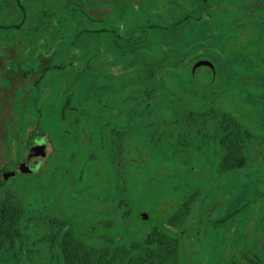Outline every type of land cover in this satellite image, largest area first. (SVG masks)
<instances>
[{
	"label": "trees",
	"instance_id": "trees-1",
	"mask_svg": "<svg viewBox=\"0 0 264 264\" xmlns=\"http://www.w3.org/2000/svg\"><path fill=\"white\" fill-rule=\"evenodd\" d=\"M66 3L65 12L57 7L50 9L51 13L56 14L54 17L56 19H53L52 24L54 38L64 31L65 20L78 24L76 40L77 43L85 44L86 54L83 55L85 58L81 61L80 67H77V64L69 60L73 52L64 54L71 50H66L60 55L59 47L55 46V51L52 53L55 55L58 51L57 55L62 63L59 66L51 63L41 75L48 73V69L61 74L67 71L68 74L64 79L72 80L76 84V92L79 91L85 95L93 93L92 82L95 80V72L86 66L92 64L93 59L97 57V44L107 48L112 38L111 47L123 49L122 53L113 54L109 62L114 66L121 65L123 73H125V58L128 54L131 58L136 54L144 58V63H132L134 69L142 66L150 67L147 70L133 69L129 90L126 85L109 88L106 99L111 97L115 105H120L131 96L134 124L132 149L138 158L143 157L147 152L150 165L144 179L140 181L136 173L138 169L132 172V168L127 169L123 165L118 172L114 173L111 163L102 164L106 154L103 149L101 151L94 149L92 104L87 109L85 107L89 104L83 106L84 103L70 108L68 100L64 105V111L69 110V115L74 114L76 118L77 113L83 112L86 118L83 116L77 119L67 118L66 126L68 129L81 128L79 124L85 123L87 140L83 148L71 151L70 146L75 140L70 134L68 135L67 156L64 157L62 164L56 166V172L53 174L56 179L61 177L59 171L69 174L61 178L64 185L59 186L58 196L51 203L44 195L37 194L35 197V192H39L37 188L34 192L26 190V193L19 189L15 190L13 194L18 195L16 197L13 194L5 196L0 190V243L29 241L32 240L30 234L33 232L37 233L36 240L43 241L44 234H39V231L41 232L44 227H49L51 228L49 239L59 243L54 245L55 254L52 264H203L204 250L207 251L210 246L203 247V257L196 262L191 260L196 253L190 256L183 254L185 238L187 239L186 231H188L185 228L189 223H194L196 216L198 217L196 204L202 203L200 200L203 198L200 199L198 189L189 192L183 200L180 199L179 194L162 192L161 183L167 178L163 176L162 179L158 173L160 171L169 175V170H178L185 166L186 162L181 164L178 160L184 157L190 158L186 154L191 153L189 144L194 140L196 132L185 124L194 119L213 122L219 120L217 145L222 149L218 163L220 172L232 173L239 169L242 170L246 164L247 159L242 150L243 138L246 135L239 130V119L237 116H224V114L220 118L221 105L212 103L214 96L219 95L211 93L206 87L197 86L191 74L195 63L200 60L207 61L211 64V69L215 70L220 64L219 59L229 56L225 55L222 47L220 33L223 29L218 21L219 15L215 11L212 13L217 17H214L216 20L206 31L201 25L202 21L195 19L191 10L171 23H165L175 9V5L170 0H166L164 23L157 25L156 21H151L154 17L152 8L140 9L146 16V22L145 20L142 21L143 23L132 22L134 23L132 28L125 31V36L120 38L115 28L105 25L110 16L94 19L85 12L83 7H77L74 1L66 0ZM198 15L200 16V13ZM66 16L68 19L62 20ZM200 17L202 18L203 14ZM82 20L98 23L99 26L86 29L81 27ZM56 25L58 27H55ZM200 30L204 31L201 35ZM259 33L261 34L259 40L253 39L249 45L235 49L243 53H245V48L264 50V32L260 30ZM230 42L236 45L239 40L231 38ZM248 57L255 61L257 58L256 56ZM37 59L39 60L40 57L38 56ZM65 60L69 61L65 62ZM67 68L72 69L67 70ZM123 73L119 74V77L125 79ZM106 75L108 76L107 81L117 79L114 75ZM39 79L40 77L36 80ZM67 95L68 99L73 97L70 93ZM125 97L127 98L124 99ZM106 103L109 105L108 101ZM242 107L240 112L247 121H255L259 116L257 107L248 104ZM176 109L186 113L182 120L178 121L174 116ZM110 112L113 113L111 109ZM146 112L154 116L160 114V117H158L159 121L158 119L147 121L146 126L148 127L142 125V132L141 123L135 121V113ZM102 122L104 123L102 127L107 128L108 119L105 117ZM160 157L163 161L157 163ZM106 160L108 161L109 158L107 157ZM173 166L175 168H172ZM89 168H92L95 176L98 177L97 188L84 185ZM188 169L190 173L193 170L192 167ZM80 170L84 172L82 178L77 177ZM44 186L43 184L42 187ZM163 193L165 196H173L175 200V207L166 215H163L159 209L156 212L160 200L165 197ZM210 198L211 194L206 201ZM219 199L222 198H218V203L222 204L223 202ZM147 201L151 202L149 207L146 205ZM227 202L228 199H226ZM246 206L235 208L211 220L206 244H210L218 228L223 229L222 236L226 235L228 229L234 225V221L242 215ZM141 212H145L148 218L141 219L138 216ZM194 224L190 231L194 230ZM194 235L197 234L193 233V241L196 244ZM12 248L16 252L8 256H19L18 251L22 249L21 246ZM23 257L25 262L17 261L15 264H26L29 255L26 254ZM63 258L66 261H63ZM245 259L247 262L243 264H264L256 256H246ZM40 262L41 259H38L37 264Z\"/></svg>",
	"mask_w": 264,
	"mask_h": 264
},
{
	"label": "flooded vegetation",
	"instance_id": "flooded-vegetation-1",
	"mask_svg": "<svg viewBox=\"0 0 264 264\" xmlns=\"http://www.w3.org/2000/svg\"><path fill=\"white\" fill-rule=\"evenodd\" d=\"M57 1V2H56ZM17 0V5H14L13 8L5 9V19L8 21L6 23H0V61H2V65H0V110L3 109L2 105H7V122H5V137L6 142L11 143L10 145L13 148V161H15V166L12 170H7L6 166L0 170V190L3 195H9L15 193V190H20L26 193V190H33L37 188L39 192H35V197L37 194L39 196L44 195L48 202L51 203L53 199L58 196L59 186H63L64 182L61 178H64L69 173L59 171V178L56 179L54 174L56 172V166L62 164L64 162V157L67 156L68 146V135L70 134L71 137L76 141H73L71 144V151L74 149L83 148L87 140V132L85 123L79 124L81 128H70L68 129L66 126L67 118L77 119L83 116L86 118L85 113H77L78 117H74L69 115V110L64 111L66 102H70V108H74V105H82L75 103V98L71 97L68 99V95L65 97L64 92L68 91L67 87L68 82H59L56 80V75H51L47 79V81H43L46 74L41 75L43 70L46 67H50L51 60L49 63H46L49 55H51V51L49 47H47L48 43H41L38 40L39 36H43V33L46 31V28L43 27L37 30L34 27V24L28 25V22H32L34 18L38 15L41 16L44 20H53L56 18H52L50 9L53 7H57L59 9L64 10L67 6L66 0ZM70 1V0H69ZM74 1L78 6L83 7L84 5L79 4L75 0ZM99 5L103 4L108 5L110 9V14L108 16V22H112L114 24L115 31H117L120 35V38H123L124 32L132 28V22L137 21L138 23H143V19L138 17V8L145 9V8H152L154 10V17L151 21H156L157 25L160 23L165 22V7L164 4L166 0H98ZM174 5L175 9L172 11L174 14L178 10L176 9V3L179 4H189L192 13H194V18L202 21L201 25L204 26V30L210 28V25L216 20L217 16L212 14L214 11L216 14L219 15L218 21L222 25V32L220 33V37L222 40V47L224 49L225 55H229L227 58H220L222 61H230L229 65H226V69L231 73L232 77L229 78V81H224L219 83L217 80L218 77L221 75L219 65L215 70L211 69V64L207 61L200 60L195 63L194 67L192 68V78L195 84L199 87H206L211 93L217 94L219 96H214L212 103L220 104L222 113L220 114V118L222 115H233L237 116L240 123L239 130L245 134L243 138V154L246 156V164L242 170L247 171L248 175L252 177V173H254V164H259L264 167V106L262 104H257L255 101L257 100V84L260 78H264V50H255V49H246L244 50L245 53L238 51L237 48L244 47L250 44L251 40H259L261 38V34L259 31L264 32V28L260 26V24L250 25L247 23L248 20L252 19V16L246 14V16L232 18L227 14L222 12V8L225 6L234 5V7L241 6L243 3L249 4V0H170ZM37 5V8L30 7V5ZM94 6V5H93ZM95 7V6H94ZM29 8H32V12H29ZM12 11V12H11ZM65 12V10H64ZM203 14L201 18L198 14ZM68 19L67 16L62 18V20ZM104 18V17H103ZM260 22H264V11L261 10L259 15H256ZM100 19V18H94ZM10 20V21H9ZM67 21V20H65ZM83 21V20H82ZM64 25V29H65ZM55 27H58L57 25ZM10 30H14L10 31ZM40 31V32H39ZM42 31V32H41ZM200 35L204 32L202 30L199 31ZM53 34V27L51 26L50 35ZM122 36V37H121ZM16 38L19 42H16ZM231 38L239 40V43L236 45L233 44ZM111 40H109L108 47L103 48L100 47V44L96 46V53L97 57L93 59L92 64H88L86 67L95 72L93 80V87H98L100 85L102 88H97L96 93L98 96H93L91 99H85L83 102V106L89 104L85 108H89L92 104L93 110V135H94V149L97 151L104 150L106 154L102 164H106L107 162L111 163L112 168L114 169V173L118 172V170L125 165V168H131V159L127 157L128 150L132 149L133 147V137L132 133L134 130V124L132 120V98L131 96L123 103L121 102L120 105H115L114 99L108 97L106 99L107 90L109 88H115L118 85H126V87H131V73L134 69V66L131 62V55L128 54L125 58V73H123V69L121 65H111L109 64L111 54H118L122 53V48H113L111 47ZM39 41V42H38ZM22 42V43H21ZM85 45L84 43H82ZM45 48V55L41 54L38 50V47ZM49 53V54H46ZM30 56L32 61L29 63L28 67L25 69L21 67L20 61L21 58L24 56ZM89 55V54H88ZM87 55V56H88ZM240 55V57H236ZM40 57L38 60L37 57ZM44 56V58H41ZM75 56V53H72V57ZM248 56H256V61L252 60ZM242 57H246L250 64H246V61L242 60ZM219 59V60H220ZM15 60L14 66H10L12 61ZM104 61L107 65L108 69H117L116 75L113 72L109 71L108 69H93L92 67ZM199 62H206L209 67V75L207 77L201 78L197 77L196 74L199 71V67L197 66ZM198 68H197V67ZM150 66H142L136 67V70L143 69L147 70ZM50 69H48L49 72ZM103 72L104 74L114 75L119 79L121 73L125 74V79L121 78V81L117 82L115 80H109L106 78V81L99 83V79L96 73ZM29 77L28 84L21 87L20 86V77ZM65 77V75H63ZM107 76V75H106ZM40 79L37 81L36 79ZM53 77V79L51 78ZM108 77V76H107ZM62 78V77H60ZM52 79V80H51ZM239 79H242L240 81ZM60 80V79H59ZM55 83H54V82ZM205 82L204 84H202ZM51 83V84H49ZM74 83V82H73ZM63 85L64 88H67L66 91L58 92L54 97H50V93L55 86ZM218 89V90H217ZM49 91V94L47 92ZM109 91V90H108ZM127 91V90H126ZM23 93H27L28 97H22ZM128 93V92H125ZM103 95L102 97L99 95ZM4 95H7L6 97ZM251 96V98H250ZM95 97V98H94ZM4 98L6 99V103L4 104ZM51 98V99H50ZM125 97L124 99H126ZM50 99V100H49ZM252 99V100H251ZM109 102L107 105L106 102ZM55 104V108L53 110V120L54 126L52 128L45 129L41 125V118L40 112L41 107H47L49 110L52 105ZM253 105L257 107L259 111V116L255 121H247L242 117V106L244 105ZM84 108V109H85ZM110 109L113 113L110 112ZM177 110V109H176ZM180 110V109H179ZM176 112V111H175ZM239 113V116H238ZM135 121L136 123H141V130L143 132V127L147 124V121L158 119L160 114H156L155 116L150 113H142L138 114L135 113ZM108 119L107 128L102 127L104 123L102 119ZM21 118H29L32 122L31 131L32 135L27 136L24 140H22V135H24L25 129L21 127ZM219 118V119H220ZM112 120V122H111ZM197 120V119H196ZM195 121L192 120V122ZM198 121V120H197ZM219 121V120H218ZM218 121H205L208 123L209 129H211V136L208 138L209 143L206 148L196 151L195 146L199 142L201 137V131L199 129H194L196 132L194 140L191 142V151L192 153H200L201 159L204 156H207L205 159V163L209 166L210 160L212 158V150H216L218 152L217 161L211 167H217L219 163L220 156L222 154V149L217 145V135H219V128H218ZM199 123L203 121H198ZM103 123V124H102ZM70 125V123L68 122ZM78 125V124H77ZM61 127V129H60ZM76 127V126H74ZM137 128V126H136ZM39 129V130H38ZM193 129V128H192ZM75 133L77 136H75ZM34 136L35 139L39 137L46 138L47 143L43 146H35L34 143ZM124 138V143L122 144V139ZM146 140V139H145ZM32 141V142H30ZM28 142L32 143L33 149L30 151L39 154L41 157V163L37 164L36 157L33 159L27 156V144ZM257 147L261 157L259 160L254 161L249 157V154L252 148ZM263 148V150H261ZM208 150L210 153L208 154ZM133 151V149H132ZM44 152V153H43ZM107 152V153H106ZM191 153V154H192ZM259 154V155H260ZM31 156V155H30ZM89 157V156H88ZM107 157L109 160L107 161ZM191 157V156H190ZM142 158V157H141ZM201 161V160H200ZM203 162V161H201ZM37 166V168H36ZM108 166V165H107ZM36 168V169H34ZM241 169L237 171H242ZM236 172V171H234ZM54 173V174H53ZM66 173V174H65ZM84 172L82 170L78 171L77 177L82 178ZM233 173V172H232ZM232 173L230 172H222L223 177H233L231 176ZM129 175V173H128ZM20 178V184H15L10 182L11 177ZM72 176V174H71ZM253 178V177H252ZM60 180V181H59ZM45 185L44 188L42 185ZM264 194V192H262ZM15 197L18 195L13 194ZM217 196H213L212 198L208 199L210 202L214 200L213 203H218ZM221 198V196H219ZM255 200V199H254ZM49 203V204H50ZM219 204V203H218ZM198 215V214H197ZM201 218H200V217ZM199 219H202V215H198L197 219H194V223ZM235 226L232 225L229 229L227 234H230ZM44 234V240H36L37 233L33 232L30 234L32 236V240L29 241H8L0 243V264H15L17 261H24V255H29V260L26 264H37L38 259H41L39 264H52L53 262V255L55 252L53 251L54 245H58L59 243L50 240L51 237V228L44 227L39 231V234ZM233 234V233H231ZM213 238V237H212ZM244 242V241H243ZM234 245L230 247V245L225 244L224 241L219 248L218 257H216L218 264H237L235 260L232 259V256L236 255L234 252L236 248H240L241 241L233 242ZM21 246V250L18 251L19 256L9 257L10 253L16 252L13 250L12 247ZM207 248L209 244H206ZM251 253L247 256L251 255L256 256L258 260L264 262V257L261 254L252 248H250ZM212 252V251H211ZM225 252V254H223ZM37 254L39 256H37ZM210 254V249L208 248L205 251V264H208ZM21 256V257H20ZM214 258V257H213ZM246 258V257H245ZM66 261L65 258L62 259ZM57 261V259H56ZM226 262V263H225ZM25 264V263H23ZM57 264V263H56Z\"/></svg>",
	"mask_w": 264,
	"mask_h": 264
},
{
	"label": "rangeland",
	"instance_id": "rangeland-1",
	"mask_svg": "<svg viewBox=\"0 0 264 264\" xmlns=\"http://www.w3.org/2000/svg\"><path fill=\"white\" fill-rule=\"evenodd\" d=\"M20 1L22 2V0ZM75 1H77L79 4L84 5L85 12L93 18H103L110 14V9L108 5L103 4L101 6H96V5H99L98 0H75ZM248 3L249 4L243 3L241 6H237V7H234V5L225 6L222 8V12L232 18L242 17V16H246V14H249L250 16H252V19L247 21L248 24L250 25L260 24V26L264 28V22H260L257 18H255L256 15H259L261 10L264 11V0H249ZM17 4H18L17 0H0V23H6L8 21L7 19L4 18L6 15L4 14L5 9L13 8L14 5H17ZM37 5L38 4L30 5V7L35 6L34 7L35 9L37 8ZM165 6L166 5L164 4V7ZM176 9L178 11L172 14L171 16H169L165 23H171L173 20L184 15V13L187 12L188 10H191L190 3L189 4L176 3ZM32 10H33L32 8H29V12H32ZM137 15L138 17L143 19V21L146 18V16L144 15V12L143 11L141 12L139 8H138ZM51 17L52 18L56 17V14H51ZM30 24H34V27L37 30L43 27L46 28V31L43 33V36H39L38 40H40L41 43L43 44L48 43L49 45L47 47H49V50L51 51V53L55 51L54 50L55 46L59 47L58 51L60 55L62 52H65L66 50H71V51H67L64 54L67 55V54H71L72 52L75 53V56L69 58V60L74 62V64H77V67H80L81 61H83L85 58L83 57V55L86 54V48L81 42L77 43L78 41L76 40V32H77L78 24L71 23L70 20H67L65 22L66 26H65L64 31L63 32L61 31L62 33H59L58 36H56L55 38H54V34L50 35V30L53 24V20H48L47 22V20L42 19L41 16L38 15L37 18L35 17L31 23L28 22L29 26H31ZM105 25L114 27V24L110 21L107 22ZM98 26H99L98 23H93L89 20L88 21L84 20L81 22V27H85L86 29H89V28L93 29ZM10 31L14 32V30H10ZM152 31L159 32L156 30H152ZM160 33H165V32H160ZM16 42H19L17 38H16ZM77 46L78 48H76ZM38 50L41 52V54L45 55V48L43 47V45L41 47H38ZM57 52L55 53V55L54 53L49 55L50 57H53V58H48L46 63H49L50 60L52 59L51 63L55 64L56 66H59V64L62 63V60L60 61V59L58 58L59 55H57L58 54ZM46 54H49V53H46ZM112 56L113 54L110 55L111 59H112ZM236 57L239 58L240 55ZM41 58H44V56H42ZM132 58H131L132 63H137V62L144 63L145 62V59L142 58L138 54L132 55ZM69 60H65V62ZM222 60L220 59L221 64L219 65L221 75L217 79L219 83H222L224 81H229V78L227 79V77L233 76L231 73H228L229 71L225 68L226 65L230 64V61H227L225 63V61H222ZM242 60L246 61V64H250V61L246 57H242ZM31 61L32 59L30 58V56L24 55L23 59L20 61L21 67L25 69L26 67H28ZM14 64H15V60L12 61L10 66L12 67L14 66ZM0 65H2V61H0ZM197 66L199 67V71L196 74L197 77L204 78L209 75V67L206 62H199ZM92 68L93 69L100 68L101 70L108 69L104 61H102L101 63L95 64ZM71 69L72 68H67V70H71ZM108 70L113 72L114 75H116L117 72H119V70L117 69L116 70L108 69ZM67 74H68L67 71L64 74H61L55 70L50 69L47 75L43 78V81H47L49 76L56 75L57 81L68 82V85H69L67 87L68 89L64 88L63 85L55 86L49 95L50 97H54L58 92L66 91L67 89L69 91L64 92L63 93L64 96L66 97L67 94L70 93L75 98V103L78 102V104H82L84 103L83 101L85 99H91L93 98V96H96V95L98 96V93H96L98 87L104 89L103 87L98 85V87L96 86L93 88V93H90V94L86 93L85 95H83L79 91L76 92V84L73 83L72 80L64 79L63 75H65L66 77ZM96 74L99 75L98 76L99 83L106 81L107 76L102 71ZM51 78L53 79V77ZM29 79H30L29 77H24L22 74V76L20 77V81H21L20 86L23 87L27 85ZM239 80L242 81V79H239ZM119 81H121V78L117 79V82ZM257 82H258L257 84V91H258L257 94L258 95H257V100L255 102L257 104H262L264 106V78L263 77L260 78ZM47 94H49V91L47 92ZM4 96L6 97L7 95H4ZM99 96L102 97L103 95L101 94ZM22 97L27 98L28 94L23 93ZM5 103H6V99L4 98V104ZM2 106H3V109L0 110V170H2L3 167L8 164L9 165L6 166L7 170H12L13 167L15 166V161L11 162L13 161L12 160L13 159L12 157L13 148L11 146L6 147V145H10L11 143H7L6 137H5V122L8 123L7 121L8 119L6 115L8 113L7 111L8 107L7 105H2ZM54 108H55V104L52 105L49 110L47 109V107H45V109L44 107H41V110H42L40 112L41 125L45 129L47 128L50 129L54 126V120H53L54 118L52 116ZM175 111L176 112L174 113V116L178 119V121L182 120L186 116V113L182 110L177 109ZM21 119H22L21 127L25 129L24 135H22L23 137L22 140L25 143L24 140H27L26 137L32 135V133H29L31 131L32 122L29 118H26V119L21 118ZM185 125H188L189 129L193 128L196 130L199 129L201 131V137L199 139V142L195 146V150L200 151L206 148L209 143L208 138L211 136V132H210L211 129H209L208 123L205 121L199 123L195 119V121L189 122L188 124H185ZM75 136H77L76 133H75ZM35 137L36 136H34L33 138L35 139ZM30 142H28L27 144V147H28L27 156L31 159L32 158L34 159L36 157L37 162H38L37 164H40L41 157L43 155L40 156L39 154H35L33 152L30 153V151L33 149L32 147L33 142L32 143ZM189 145L191 146V143ZM261 150H263V148ZM127 152H128L127 157L130 158L132 161L131 163L132 172L134 170L136 172V169H138V171L136 172L138 175V178L140 179V181L143 180L145 175L147 174V169L150 165L148 162L147 152L143 155L142 158H138L135 154V151L134 150L132 151V149H129ZM191 153L186 154L185 152L186 155L191 156L190 158L186 157L187 159H189L188 162L185 157L182 158L181 160H178L181 164H183V162L184 163L186 162L184 164L185 166L182 167L181 169H178V170L171 169L169 170V175H166L160 171L158 173V176L162 177V179H163V176L167 178L166 180L163 179L161 183L162 188H160V190L162 192L166 194H168L169 192H173L174 194L175 193L179 194L180 199L183 200L189 192H192L198 189L200 192V199L203 198L202 200H200L202 203L199 202L200 204H196L197 214L198 215L201 214L202 219H199L197 221V224L196 222L195 224L192 222L189 223V225L185 228V230L188 229V231H186L187 239L185 238L186 241L183 247L184 256H190L196 253L195 256H193L191 260L193 262H196L202 259L203 247L206 246L207 231L209 227L211 226V220L217 219L218 217L224 215L225 213L231 212L235 208L244 207L248 204V206H246V208L243 209L242 215L236 221H234L235 227L233 228V230H231L232 231L231 233L233 234L230 233V234H226L222 236L223 229L218 228L215 230L214 236L211 239L210 244H209L210 250L212 251L211 254L208 255V257L210 258L209 262L210 264H218L216 257H218L217 253L219 252V248L222 245L223 241L225 244L230 245V247L234 245L233 242L241 241L240 248H236L234 252L236 255L232 256V259L235 260L237 264H243L247 262L245 257L249 253H251L249 252L251 251L250 248L257 250L261 254V256L264 257V194L262 193L264 192V167L262 165L255 163L254 173H252L253 178L250 175H248L247 171H244V170L233 172L231 175L233 177L227 176L226 178H222L223 174L222 172H220L219 168H217L216 166L211 167L213 164H215V161H217L216 158L219 153L216 152V150L214 149L212 150V158L210 160L211 166L207 165L204 161L205 159H207V156H204L201 159L200 153L198 152L192 153V154ZM209 153L210 151L208 150V154ZM259 154L260 153H259L258 148L254 147L252 148L249 154V157L253 159L254 161H256V160H259L261 157V154L260 155ZM182 155H184V153H182ZM200 160L203 162H201ZM158 161L160 162L163 160L160 157L157 159V163ZM191 167L193 168L194 171L191 170V173H190L188 168H191ZM172 168H175V167L173 166ZM84 180H85L84 185L88 187L97 188L98 183H99L98 177L95 176L92 168H89L87 170ZM10 182L15 183V184H20L19 183L20 178H17L15 176L11 177ZM141 187L145 188L144 186H141ZM164 193L162 195H164ZM209 194H211V198L213 196H217L216 199H218L219 196H222L221 197L222 199H219V200H221L223 203L215 204L213 203L214 200L213 202L212 200L211 202L206 201ZM226 199H228L227 203H226ZM150 204H151L150 201L146 202L147 207H149ZM222 205H224L223 208H221ZM174 207H175L174 197L165 196L163 199L160 200L158 208H156V212H158V209H159V211L161 210L163 212V215H166V213L170 212ZM196 219H197V216H196ZM193 224H194V230L190 231L191 227L193 229ZM194 232L197 234L196 236L194 235L197 245L193 241ZM223 254H225V252ZM204 262H205V259L204 261H202V263L205 264ZM219 264L221 263L219 262Z\"/></svg>",
	"mask_w": 264,
	"mask_h": 264
},
{
	"label": "clouds",
	"instance_id": "clouds-1",
	"mask_svg": "<svg viewBox=\"0 0 264 264\" xmlns=\"http://www.w3.org/2000/svg\"><path fill=\"white\" fill-rule=\"evenodd\" d=\"M33 143H34L35 146H43V145H45L47 143V141H46V138L39 137L37 139H34Z\"/></svg>",
	"mask_w": 264,
	"mask_h": 264
},
{
	"label": "water",
	"instance_id": "water-1",
	"mask_svg": "<svg viewBox=\"0 0 264 264\" xmlns=\"http://www.w3.org/2000/svg\"><path fill=\"white\" fill-rule=\"evenodd\" d=\"M205 82H203L202 84H204ZM39 130V129H38ZM138 216L141 218V219H147L148 218V215L145 213V212H141L138 214Z\"/></svg>",
	"mask_w": 264,
	"mask_h": 264
}]
</instances>
